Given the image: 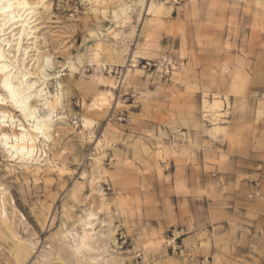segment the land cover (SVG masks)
<instances>
[{"label":"rangeland","instance_id":"obj_1","mask_svg":"<svg viewBox=\"0 0 264 264\" xmlns=\"http://www.w3.org/2000/svg\"><path fill=\"white\" fill-rule=\"evenodd\" d=\"M32 1L64 97L0 145V264H264V0Z\"/></svg>","mask_w":264,"mask_h":264},{"label":"bare ground","instance_id":"obj_2","mask_svg":"<svg viewBox=\"0 0 264 264\" xmlns=\"http://www.w3.org/2000/svg\"><path fill=\"white\" fill-rule=\"evenodd\" d=\"M15 2L19 3L20 0H15ZM142 2L143 0H139V3ZM27 3L30 6L39 4L32 0H27ZM45 4L43 5V7H45ZM163 4L160 5L163 6ZM154 6L156 5L151 2L150 7ZM38 8L33 9L30 7L28 9L21 10L24 14L23 21L13 17V22L8 23L7 26L5 25L3 14L0 13V96H3L5 99H8L10 101L13 99L12 95L7 92L6 89L2 86L5 82V79L7 78L9 87H11L16 92L15 103L21 104L22 107L27 110L29 116L32 115L31 109L36 108L40 103V99L34 97L32 100L28 101L27 105H24L22 101L23 89L20 87L19 81L23 80L24 85L37 83V77L33 79L32 77H30L29 73H32L33 75L39 72L40 82L37 83V87H42L44 89L45 96L49 97V91L47 90V81L50 79V74L48 73L49 68L46 65L48 59H51V57L49 55L41 53V51L35 44V39L37 38L36 29L38 24V19H35V17ZM33 38L35 39L32 41ZM24 41H26L27 45H24ZM6 47L8 48L6 49ZM11 49H14V51L22 56L21 60L23 68L18 67V58L12 60L10 59L11 56H7V51ZM9 54H12L11 51L9 52ZM27 65H31V67L34 68V71H29V66L27 67ZM25 69L27 70L26 72L24 71ZM24 76H27L26 80L23 79ZM45 77H47V79H44ZM59 86L60 90L55 94L54 98L59 97V104H62V100L64 97L63 83L59 82ZM105 95H103L101 98L99 96L100 99L97 101L95 100L91 107L101 108L103 105L107 104V98L105 97ZM9 104H11L16 110L20 111L25 119L29 120L25 117V114L21 110V108L16 107L13 103ZM2 105L4 104H0V124L2 125V128L0 127V145L4 147L8 156L13 159H20L23 162L24 160L35 159V156L39 155L38 152L42 151V149L39 148L37 142L44 139V143L45 141H49L51 139V130H53V122H51L52 120L50 122H43L41 116L39 114H36V121L40 123H33L31 120H29V122L31 123V128H26L21 123L20 128L18 127L19 130L16 132V126L18 124L16 125L15 114L7 108L2 107ZM18 121L21 122L20 119H18ZM86 122L87 124H89V119H85L84 124ZM36 127H40L42 135L35 131ZM5 137H7V139H5ZM39 169H41L40 166L37 170ZM0 213V217L4 225L10 227L6 219L4 218L6 217L4 207L1 209ZM90 215L95 214L90 213Z\"/></svg>","mask_w":264,"mask_h":264},{"label":"clouds","instance_id":"obj_3","mask_svg":"<svg viewBox=\"0 0 264 264\" xmlns=\"http://www.w3.org/2000/svg\"><path fill=\"white\" fill-rule=\"evenodd\" d=\"M30 7L35 9L36 7H39V5L30 6L27 3V0H20L19 3L15 2V0H2V2H0V13L3 14V17L5 19V25L7 26L8 23L13 22L12 21L13 17L23 21L24 14L21 10L28 9ZM46 66L48 68L52 67V61L50 58L48 59ZM24 71L26 72L27 70L25 69ZM29 75H32V73H29ZM35 75L37 77V83H39L40 73L37 72L35 73ZM23 79L26 80L27 76H24ZM44 79H47V77H45ZM37 83H31L29 85H24L23 80L19 81L20 87L23 89L22 101L24 105H27L28 101L32 100L34 97H36L37 99H40V103L37 105V107L31 109V112H32L31 116L28 115L27 110L23 108L21 104H16L15 100L13 99L10 101L8 99H5L3 96H0V98H2V102H0V104L13 103L16 107L21 108V110L25 114V117L31 120L33 123H37V124L40 123L36 121V114H39L41 116V119L43 122H50L53 119L54 106L55 107L59 106V97L50 98V97L45 96L44 89L42 87L38 88ZM2 86L8 92L9 84H8L7 78L5 79V82ZM87 126L88 124L86 122L85 127ZM35 131L42 135L40 127H36Z\"/></svg>","mask_w":264,"mask_h":264},{"label":"snow or ice","instance_id":"obj_4","mask_svg":"<svg viewBox=\"0 0 264 264\" xmlns=\"http://www.w3.org/2000/svg\"><path fill=\"white\" fill-rule=\"evenodd\" d=\"M0 2H2V0H0ZM8 92L12 95L13 100H15L16 92L11 87H8ZM0 102H2V98H0ZM5 139H7V137H5Z\"/></svg>","mask_w":264,"mask_h":264}]
</instances>
